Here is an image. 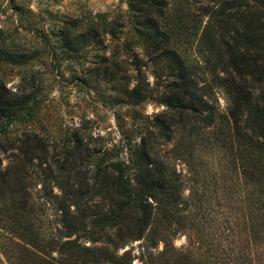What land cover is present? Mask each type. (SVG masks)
Returning <instances> with one entry per match:
<instances>
[{"label": "trees", "instance_id": "16d2710c", "mask_svg": "<svg viewBox=\"0 0 264 264\" xmlns=\"http://www.w3.org/2000/svg\"><path fill=\"white\" fill-rule=\"evenodd\" d=\"M179 1L198 6L199 26L196 19L189 25L183 19L169 22L167 0H130L138 42L131 48L122 44L123 55L112 58L115 71H102L103 79L119 81L116 73L123 57L129 58L137 82L123 94L138 104L153 95L142 80L139 56L159 66L165 71L160 113L140 116L120 128L117 143L99 148L90 145L91 136L76 131L61 145L30 130L0 142V264H131L126 251L117 253L136 241H145L146 250L163 245L155 257L148 254L155 262L174 264L193 256L201 241L195 234L185 235L186 248L173 243L188 218L178 215L188 205L180 172L163 158L162 148L177 132L190 138L217 125L225 126L229 143H236L243 193L234 198L239 205L234 214H224L221 243L213 248L221 256L213 255L211 264H264V0ZM108 20L102 15L84 25L63 23V49L101 47L104 34L118 39L120 22ZM186 29L199 31L203 67L179 48ZM216 90L226 99L223 113L216 107ZM20 98L0 79L1 125L27 115L29 100ZM31 174L40 184L39 200L52 211L43 233L33 222Z\"/></svg>", "mask_w": 264, "mask_h": 264}, {"label": "rangeland", "instance_id": "374dc122", "mask_svg": "<svg viewBox=\"0 0 264 264\" xmlns=\"http://www.w3.org/2000/svg\"><path fill=\"white\" fill-rule=\"evenodd\" d=\"M129 2L0 0V52L3 54L0 79L6 89L23 97L21 100H29L28 111L23 110V113L28 112L24 119L0 124V142L30 130L45 140L53 139L61 145L76 131L85 134L86 138L91 136L88 139L90 145L99 148L117 143L121 138L120 128L124 130L140 116L151 118L164 109L158 100L165 82V71L152 61L139 56L142 58V80L148 83L153 95L138 104H133L123 94L137 82L134 77L136 71L129 65V58L123 57L125 63L116 73L121 80L111 82L102 77L104 70L115 71L112 58L122 54V44L131 48L138 42L132 31ZM167 2L169 22L176 24L183 19L189 25L192 19L198 20L197 26L200 25L198 6L179 0ZM102 15L120 22L122 27L118 29V39L104 34V37L101 36V47L89 46L79 52L63 49L60 41L63 23L77 20L84 25L96 22ZM198 36V30L186 29L177 42L193 65L203 67L205 58L196 46ZM137 52L143 54L140 50ZM201 78L202 75L198 77L200 85L203 84ZM215 97L218 111L225 112L226 99L222 91L216 90ZM204 132L190 138L186 132H177L170 144L162 148L163 158L172 164L176 172H180L182 198L188 205L187 212L178 215L188 218L178 229L174 246L178 250L186 248V234L187 237L195 234L201 240L193 256L176 260L174 264H211L213 255L221 256L220 251L213 248L221 243L224 214H234L239 208L234 198L243 193L236 167V143L228 142L223 125ZM175 149L183 154L182 159L172 152ZM3 158L1 155L0 159ZM2 163L3 166L7 164L5 160ZM31 176L30 189L35 198L33 222L43 233L52 221V211L39 200L40 184L33 174ZM2 209L0 207V215ZM89 244L86 242V245ZM162 248L160 243L157 250H146L145 241H136L119 249L117 254L120 256L126 251L131 264H173L172 260L162 263L148 259L149 253L155 257Z\"/></svg>", "mask_w": 264, "mask_h": 264}]
</instances>
